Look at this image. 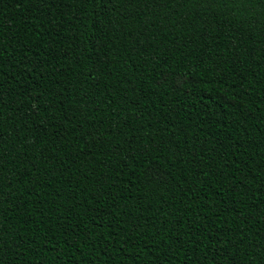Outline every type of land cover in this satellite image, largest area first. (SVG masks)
<instances>
[{
    "label": "trees",
    "instance_id": "trees-1",
    "mask_svg": "<svg viewBox=\"0 0 264 264\" xmlns=\"http://www.w3.org/2000/svg\"><path fill=\"white\" fill-rule=\"evenodd\" d=\"M0 264H264V0H0Z\"/></svg>",
    "mask_w": 264,
    "mask_h": 264
}]
</instances>
